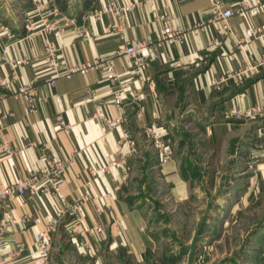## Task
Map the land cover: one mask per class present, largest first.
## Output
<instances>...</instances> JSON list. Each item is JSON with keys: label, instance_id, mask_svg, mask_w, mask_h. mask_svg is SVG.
I'll return each instance as SVG.
<instances>
[{"label": "crops", "instance_id": "1", "mask_svg": "<svg viewBox=\"0 0 264 264\" xmlns=\"http://www.w3.org/2000/svg\"><path fill=\"white\" fill-rule=\"evenodd\" d=\"M36 1L54 8L58 17L65 20L57 39L40 29L38 16L31 17L35 28L31 31L23 29V19H17L16 10L29 16ZM221 1L224 8L232 9L244 3L259 2L264 6V0ZM111 3L134 8L121 19L111 15L93 16ZM210 6L208 0H29L17 4L15 9L0 7V54L5 49V58L29 60L16 67L17 82L31 85L37 94V101L29 104L0 88V140L4 139L8 148L16 149L14 154L8 155L3 152L0 141V189L40 168L43 165L40 154L45 153L50 158L70 159L61 184L67 205L86 198L76 216H66L48 233V251L42 264H68L67 251L76 250L82 256L84 243L90 246V255L97 254L99 249L117 248L125 249L137 259L154 247L146 216L126 190L130 170L139 169L141 163L146 170L159 169L164 181L171 183L172 195L191 179L183 172V167L188 170L191 164L181 166L171 159L158 165L156 155L150 161L142 157L143 161L136 166L134 159L141 157L143 151L146 153L139 140L143 125L152 126L155 135L162 140L177 129L176 119L192 123L193 129L202 131L206 140L215 145L220 142L226 145L227 141L232 143L238 138L233 151L235 154L248 152L253 171L243 180L246 191L230 198L235 201L228 210L227 220L233 218L234 211L244 200L246 203L257 201V196L249 192L254 193L264 186V175L257 171L264 162V120L237 119L230 115V110L261 104L264 65L237 85L231 80L220 81L225 73L262 58L261 41L251 40L246 50H237L235 41L250 24L264 23V13L253 18L234 15L227 20L230 31L222 33L221 24L209 23ZM159 14L167 16L168 26L181 29L184 34L173 45L153 49L155 57L149 60L141 77L133 73L128 58L120 57L114 60L115 84L109 83L98 71L70 79L55 78L49 84V72L39 63L44 55L45 39L55 42L62 63L72 65L96 56H111L120 44L114 26L123 31L127 40L154 38L161 26L157 20ZM194 23H203V30L191 32ZM11 72L9 65L0 64V76ZM118 88L122 89L120 102L113 99V92ZM129 91L135 93L134 100L128 97ZM168 99L182 108L170 112L165 107ZM99 110L110 118H121L122 123L108 130L102 122L92 118ZM4 113L11 115L2 117ZM58 117L69 128L61 127ZM227 148H223L225 152ZM118 153L123 155V165L113 168L109 174L90 179L88 168L101 166L113 158L117 160ZM234 158L235 162L240 161L239 157ZM87 180L88 185H85ZM185 194L188 195V191ZM56 205L49 195H12L0 202V219L31 217L26 225H14L5 232L3 252L21 242L24 251L18 264H34L40 259L43 253L35 245V238L45 232L46 224L55 215ZM93 223L102 226V234L81 236L82 225ZM259 227L264 237V223ZM260 247H264V238ZM98 261L96 258L95 263L99 264Z\"/></svg>", "mask_w": 264, "mask_h": 264}, {"label": "rangeland", "instance_id": "2", "mask_svg": "<svg viewBox=\"0 0 264 264\" xmlns=\"http://www.w3.org/2000/svg\"><path fill=\"white\" fill-rule=\"evenodd\" d=\"M28 1L0 0V7L15 9L17 4ZM16 12L17 19H23L25 23L31 19V14L27 16L21 15L19 10ZM165 107L170 112H177L182 105L177 106V103L168 99ZM174 123L177 129L162 140L169 151L166 162L161 161L158 152L159 143L156 139L159 137L149 136L144 127L139 140L146 148V153L143 151L141 157L134 161L137 166L144 157L150 161L157 155L158 165L171 159L181 166L191 164L188 170L183 167L185 175L191 177L186 186L171 195L172 185L164 181L159 169L146 170L143 163L139 169L135 167L130 170V180L126 186L146 216L148 230L155 241L154 247L137 259L125 249L122 251L117 248L99 249L97 254L90 255V246L84 243L82 256L76 250L67 251L68 264H97L96 258L99 264H187L188 251L184 246L190 244L200 226L202 233L197 239L196 260L193 264H264L263 256L260 255L264 252V247H260L264 237L259 227L264 223V186L254 193L248 191L257 196V201L246 203L244 200L243 205L234 211L233 218L227 220L228 210L235 201L230 198L246 191L243 180L253 171L248 152L234 153V143H237L238 138L236 141L233 139L232 143L227 141L226 145L222 142L215 145L206 140L202 131L193 129L192 123H181L178 119ZM225 147H228L227 152L223 149ZM234 157L242 159L238 158L240 161L235 162ZM239 179H242L240 183ZM249 182H252L251 179ZM185 191H188V195Z\"/></svg>", "mask_w": 264, "mask_h": 264}, {"label": "built area", "instance_id": "3", "mask_svg": "<svg viewBox=\"0 0 264 264\" xmlns=\"http://www.w3.org/2000/svg\"><path fill=\"white\" fill-rule=\"evenodd\" d=\"M208 1L211 5L209 23L214 26H219V24H221L219 29L222 33H228L230 31L227 20L234 15H238L241 18H253L264 13V6L259 2L253 5L244 3L241 6L232 9L224 8L221 0ZM133 8V5L126 6L111 3L110 5L95 12L93 16L95 18H99L102 15H111L115 19H121L127 12H131ZM31 15L39 17V21L41 23L40 29L42 31L50 33L54 39L58 38L63 29L62 23H64L65 20L58 17V12L54 8L45 7L43 2L36 1L33 5ZM157 20L161 23V26L154 38L142 41L127 40L123 31L117 26H114L116 28L120 44L111 56H96L92 59L72 65L62 63L58 59L55 42L53 40L45 39L44 55L39 63L49 72V76L51 77L49 84H51L55 78L70 79L74 75L85 76L88 73L95 71L100 72L109 83L115 84L117 77L114 71V60L120 57L128 58L131 62L133 73L137 77H141L144 70L149 66V60L152 59L153 56L155 57V54L152 53L153 49L173 45L180 41L184 34L181 29H174L167 25L168 18L166 15L159 14L157 16ZM203 28V23H194V25L190 28V31L198 32L202 31ZM23 29L26 31L35 29L31 19L26 21L23 25ZM83 37H86L85 34H83ZM251 40L261 41L264 49V23L250 24L247 26L243 31V34L235 41L237 50H246L248 43ZM5 53L6 50L3 49L2 54H0V64L4 63L9 65L12 68V72L6 76H0V88L9 91L14 97L23 98L29 104L35 103L37 101L35 89L29 84L21 82L18 83L15 72L17 66L26 64L29 60L27 58L21 60L8 59L5 58ZM261 65H264V52L262 58L258 62H249L237 70L225 73L220 82L223 83L231 80L235 85H237L248 74L256 73ZM217 85H219V83ZM121 92V88H118L113 92L114 101L120 102ZM128 97L134 100L136 96L134 92L129 91ZM9 115L11 114L4 113L2 114V117H7ZM230 115L237 119L264 120V95L262 96L261 104H255L247 108L232 109L230 110ZM92 118L102 122L108 130H112L122 123L121 118H110L100 110L94 113ZM57 120L61 127L66 129L69 128V125L66 124L61 117H58ZM143 127L147 130V134L149 136H156L152 128L149 126ZM126 136L127 134L123 132V137L126 138ZM156 140L159 143L157 147L159 149L158 152L160 154L161 161L164 163L169 158L168 148L165 147L166 142H163L161 138H157ZM0 141L3 152L8 155L16 152V149L13 150L8 148V144L4 139ZM118 158L119 159L117 160L113 158L101 166L88 168L87 174L90 176V179L94 180L101 175L109 174L113 168L118 165H123V155L121 156L118 153ZM40 159L43 161V165L40 168L25 178H22L15 183H9L0 189V202L7 200L12 195H28L29 197L49 195L57 202L55 215L51 217L49 222L46 224L45 232L37 235L35 238V245L41 249L43 255L40 259L36 260L34 264L44 263L43 257L48 251V233L51 232L54 226H56L66 216H76L86 199L85 197H82L80 200L67 205L66 198L61 194L62 180L68 172L70 159L50 158L45 153L40 154ZM257 171L264 175V162L260 164ZM88 182L89 180L85 182V185H88ZM30 219V216H24L18 219L8 216L0 219V264H18L24 251V244L21 242L16 243L14 244L13 249L8 252H3V248L5 246L3 239L4 234L14 225H26L30 222ZM37 221V218L33 220L34 223ZM102 232V226L97 223L82 225V228L80 229L81 236L91 235L93 237H98L102 234ZM262 256L264 258V252Z\"/></svg>", "mask_w": 264, "mask_h": 264}, {"label": "water", "instance_id": "4", "mask_svg": "<svg viewBox=\"0 0 264 264\" xmlns=\"http://www.w3.org/2000/svg\"><path fill=\"white\" fill-rule=\"evenodd\" d=\"M202 233L201 226L196 230L195 234L193 235V238L188 246H184V248L188 251L187 255V264H193L196 260V244L197 239Z\"/></svg>", "mask_w": 264, "mask_h": 264}]
</instances>
